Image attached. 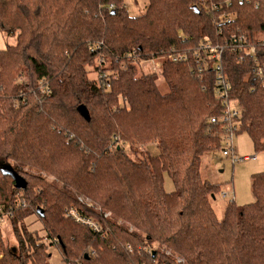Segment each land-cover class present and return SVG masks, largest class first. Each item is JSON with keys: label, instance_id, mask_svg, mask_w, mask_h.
<instances>
[{"label": "trees", "instance_id": "16d2710c", "mask_svg": "<svg viewBox=\"0 0 264 264\" xmlns=\"http://www.w3.org/2000/svg\"><path fill=\"white\" fill-rule=\"evenodd\" d=\"M0 30L16 34L0 48V205L15 241L0 222V264H48L49 245L66 264H264V170L251 176L255 200L228 201L222 216L221 183L201 170L226 129L210 121L225 105L217 64L242 107L239 130L264 153V82L238 47L243 35L264 39V0H148L140 15L125 0H0ZM207 42L219 61L204 60ZM157 55L166 91L157 73L138 75ZM151 142L158 153L136 148ZM32 214L44 236L29 229Z\"/></svg>", "mask_w": 264, "mask_h": 264}, {"label": "rangeland", "instance_id": "374dc122", "mask_svg": "<svg viewBox=\"0 0 264 264\" xmlns=\"http://www.w3.org/2000/svg\"><path fill=\"white\" fill-rule=\"evenodd\" d=\"M147 3L148 0H125L129 12L134 15H140L145 10ZM15 42L16 34L11 35L6 31L0 30V48L13 45ZM163 61L164 57L157 55L150 59L143 60L140 63H136V65L137 70H139L138 75L148 72L157 73L159 75L157 83L160 85L162 91H166L167 86L164 83V78L161 74ZM158 62H160L159 65L157 64ZM91 75L92 77H96V72H93ZM233 140L234 148L240 159H236L235 162H233L230 158L222 155L220 146L217 150L205 152L201 163L203 177L211 178L215 183H221V189L215 195V198H212V204L218 216L224 214V206L228 201L235 199L237 205H245L250 201H254L255 197L252 191L251 176L255 172L264 170V153L255 150L253 139L250 138L247 131L238 130L234 134ZM156 143L157 142H151L136 148L144 150L146 146L151 153L156 154L158 153ZM127 151L130 157L137 158L133 147L127 146ZM246 155H249V158L243 159ZM254 155L256 156L255 158H253ZM47 177L48 179H54V176L50 174L47 175ZM164 185L169 191L174 188L171 178L167 173L165 174ZM223 193H227L228 195H224ZM77 196L83 198V201L86 202L85 207H90L102 212L101 207L88 197L82 194H78ZM76 207H68L66 214L69 213V210L77 209ZM105 214L109 216V212H105L104 215ZM3 218L4 219L1 222L3 226L2 233L4 234L6 241L8 240L10 245H13L15 241L10 221L7 217ZM27 222L30 230H37L42 236L45 235L37 215L32 214V216L27 219ZM48 249L50 252L48 264H66L62 259L60 250L55 245H49Z\"/></svg>", "mask_w": 264, "mask_h": 264}, {"label": "built area", "instance_id": "2783aa9c", "mask_svg": "<svg viewBox=\"0 0 264 264\" xmlns=\"http://www.w3.org/2000/svg\"><path fill=\"white\" fill-rule=\"evenodd\" d=\"M239 48L244 51L245 53L249 52L252 53V57L254 60V67H255V73L256 75L264 82V39H261L258 43H260V46L262 48L261 51L256 52V44L249 42L246 37L240 36L239 38ZM204 50V60L207 61L208 59L215 61H219L221 59V47L212 44V43H203L200 46ZM188 58V55L185 54H177V55H169V59L173 60H186ZM160 62L157 64L159 65ZM206 64L202 61L197 69L199 71L202 70V67ZM216 68H218V78L216 80L217 86H216V93L218 95H221L225 101V105L223 108V114L219 117H212L211 122L216 123L217 121H220L226 126L225 131L221 134V152L222 155L230 158L233 162H235L236 159H240L238 154L236 153V149L234 148V134L241 128L240 122H241V116L243 114L242 107L238 104L236 99L229 96V89H230V83L226 80V78L222 74V68L220 64L216 65ZM256 156L254 155L253 158ZM249 158V155H246L243 157V159ZM224 195H228L227 193H223ZM79 200L81 202L83 201V198L79 197ZM86 203V202H84ZM8 214H10L9 211L4 210V208L0 205V222L3 221V217H6ZM108 214V213H107ZM105 214V215H107ZM68 215L73 216L77 219V221L84 223L91 227L93 230L98 231L99 230V224L92 218H88L86 216H82L77 209L75 210H69Z\"/></svg>", "mask_w": 264, "mask_h": 264}, {"label": "water", "instance_id": "95a60500", "mask_svg": "<svg viewBox=\"0 0 264 264\" xmlns=\"http://www.w3.org/2000/svg\"><path fill=\"white\" fill-rule=\"evenodd\" d=\"M1 169L3 170L4 173H8L13 176L15 180V188H22V189L26 188L27 186L26 179L22 175L18 174L17 171L15 172L9 164H2ZM40 212L41 214L43 213L42 211Z\"/></svg>", "mask_w": 264, "mask_h": 264}, {"label": "crops", "instance_id": "0c3cea01", "mask_svg": "<svg viewBox=\"0 0 264 264\" xmlns=\"http://www.w3.org/2000/svg\"><path fill=\"white\" fill-rule=\"evenodd\" d=\"M209 155H210V154H209ZM207 179L210 180L211 182H215V181H214L213 179H211V178H208V177H207Z\"/></svg>", "mask_w": 264, "mask_h": 264}]
</instances>
